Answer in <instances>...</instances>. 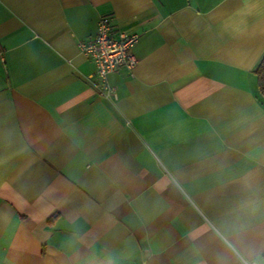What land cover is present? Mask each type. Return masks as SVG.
Returning <instances> with one entry per match:
<instances>
[{"label":"crops","instance_id":"0c3cea01","mask_svg":"<svg viewBox=\"0 0 264 264\" xmlns=\"http://www.w3.org/2000/svg\"><path fill=\"white\" fill-rule=\"evenodd\" d=\"M262 57L264 0H0V264H264Z\"/></svg>","mask_w":264,"mask_h":264},{"label":"built area","instance_id":"2783aa9c","mask_svg":"<svg viewBox=\"0 0 264 264\" xmlns=\"http://www.w3.org/2000/svg\"><path fill=\"white\" fill-rule=\"evenodd\" d=\"M139 40L138 34L113 33L110 20L102 17L95 35L78 44L80 53L95 65V75L100 82V94L105 99L117 100L115 90L107 83V76L119 68L132 70L136 59L132 50Z\"/></svg>","mask_w":264,"mask_h":264},{"label":"trees","instance_id":"16d2710c","mask_svg":"<svg viewBox=\"0 0 264 264\" xmlns=\"http://www.w3.org/2000/svg\"><path fill=\"white\" fill-rule=\"evenodd\" d=\"M257 77L258 91L262 99H264V57L260 60L257 68L255 69Z\"/></svg>","mask_w":264,"mask_h":264},{"label":"clouds","instance_id":"9594fccd","mask_svg":"<svg viewBox=\"0 0 264 264\" xmlns=\"http://www.w3.org/2000/svg\"><path fill=\"white\" fill-rule=\"evenodd\" d=\"M237 264H258V262L249 260L247 257L243 256V253H241V258L238 259Z\"/></svg>","mask_w":264,"mask_h":264}]
</instances>
